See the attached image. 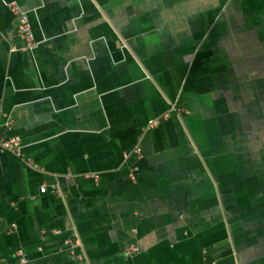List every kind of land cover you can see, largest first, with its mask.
Instances as JSON below:
<instances>
[{
	"label": "crops",
	"instance_id": "1",
	"mask_svg": "<svg viewBox=\"0 0 264 264\" xmlns=\"http://www.w3.org/2000/svg\"><path fill=\"white\" fill-rule=\"evenodd\" d=\"M6 1L0 264H264V0Z\"/></svg>",
	"mask_w": 264,
	"mask_h": 264
},
{
	"label": "built area",
	"instance_id": "2",
	"mask_svg": "<svg viewBox=\"0 0 264 264\" xmlns=\"http://www.w3.org/2000/svg\"><path fill=\"white\" fill-rule=\"evenodd\" d=\"M3 4L14 14L18 17L19 19V27H18V36L19 38L24 42V47L22 48V51H30L32 52L37 44L35 41V37L32 31V26L29 20V15L26 12H23L18 5L15 3L8 2L6 0H1ZM178 113H181L180 109H176ZM165 117H168L166 115ZM160 119L153 121L151 126H158L160 123ZM22 149L21 145V139L20 137H12L9 139L6 138H0V151H8L13 154H20V151ZM133 155L136 159L141 160L143 159V152L141 148H135L133 151L129 154L126 155V158H129V156ZM139 172V167L135 166L130 172V180L131 181H136L137 179V173ZM47 191V186L43 185L40 189V192L42 194H45ZM54 234H59V231L54 230ZM73 248H71V253L77 257L78 264H83L84 257L82 254H75V251H73ZM139 250L136 247H129L126 249L125 254L126 255H134L138 254ZM17 256L19 257L20 264H27L28 263V258L25 255L23 250H19L17 253Z\"/></svg>",
	"mask_w": 264,
	"mask_h": 264
},
{
	"label": "trees",
	"instance_id": "3",
	"mask_svg": "<svg viewBox=\"0 0 264 264\" xmlns=\"http://www.w3.org/2000/svg\"><path fill=\"white\" fill-rule=\"evenodd\" d=\"M137 176H138V173H137Z\"/></svg>",
	"mask_w": 264,
	"mask_h": 264
}]
</instances>
